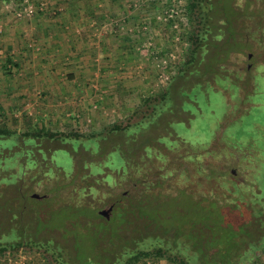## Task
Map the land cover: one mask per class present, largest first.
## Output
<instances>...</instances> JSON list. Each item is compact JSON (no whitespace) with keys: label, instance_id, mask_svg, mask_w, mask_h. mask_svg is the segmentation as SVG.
I'll return each mask as SVG.
<instances>
[{"label":"rangeland","instance_id":"obj_1","mask_svg":"<svg viewBox=\"0 0 264 264\" xmlns=\"http://www.w3.org/2000/svg\"><path fill=\"white\" fill-rule=\"evenodd\" d=\"M231 3L238 11L236 27L241 26L235 46L240 50L232 47L214 71L197 81L201 86L194 85V79L187 83L189 92H179L173 111L133 140L111 129L151 113L157 102L147 104V99L159 98L173 83L189 50L180 30L186 22V0L0 2V127L18 132L42 126L61 132L74 129L83 142L92 135L102 141L100 149L98 140L90 141L91 149L80 147L75 159L81 167L67 149L52 154L54 163L38 155L36 164L27 168L43 179L35 193L77 197L82 191L78 198L97 213L113 203L118 190L141 199L154 195L160 205L152 208L154 215L136 220L143 237L146 224L153 221L171 230L193 219L201 222L205 209H194L189 198L203 203L212 196L223 199L233 182H243L241 188L255 196L252 201L259 199L264 206V0ZM174 4L177 17H169ZM9 56L19 67L6 75L2 67ZM121 151L137 162V170L108 169L112 161L123 164ZM92 157L95 165L101 163L97 173L93 164L85 165ZM10 168V160L0 161V186L11 178H2ZM13 174L11 181L19 170ZM91 186L96 191L88 195ZM35 207L46 212L45 235L61 236L69 246L67 254L77 257L75 264H93L88 257L113 261L128 250L129 236L122 242L118 231L109 232L98 220L87 222L85 209L83 217L74 218L65 215L62 201ZM52 207L59 208L53 216L47 214ZM128 225L120 230L127 235ZM0 264L55 263L44 253L26 249L7 253ZM135 264L172 263L160 259ZM249 264H264V251Z\"/></svg>","mask_w":264,"mask_h":264},{"label":"trees","instance_id":"obj_2","mask_svg":"<svg viewBox=\"0 0 264 264\" xmlns=\"http://www.w3.org/2000/svg\"><path fill=\"white\" fill-rule=\"evenodd\" d=\"M11 1L0 0L4 4H9ZM228 1V5H223L222 0H186L183 9L186 22L182 23L183 29L180 30H182V39L189 43V50L184 63L178 68L173 83L159 98L147 99V104L157 102L151 113L144 114L133 124H116L112 127V132H119L122 135L124 133L135 140L134 136L155 125L163 114L173 111L176 99H180L179 92L181 96H186L189 92L185 89L187 83H193L191 80L194 79L193 84L201 86L197 81L214 71L223 57L230 54L232 47L237 51L240 50L235 47L239 46L237 41L241 32H237L241 26L236 27L238 11L231 0ZM171 21L175 22L174 19ZM173 22L171 26L174 25ZM261 27L264 36V22ZM221 42L223 43L220 46ZM15 67L18 68L19 65L14 62L12 56H9L2 69L6 75H9ZM209 87L212 89L211 86ZM92 140L99 141L100 149L102 141L96 135L90 136L87 142H83L82 135L74 129L61 132L42 126L29 127L23 132H18L7 126L0 127V161L10 160L11 163L10 172H2V178L7 177L5 175L12 178L13 173L19 170L14 180L11 181L10 178L0 186V258L7 253L28 249L46 254L55 264L77 263V257L73 259L67 254L69 246L62 242L61 236L57 238L58 236L45 235L48 232L46 231L48 228L43 226L46 212H39L35 204L50 201L55 203L62 201L67 217L81 218L85 214L83 210H87V217L83 218L84 220L89 223L98 220L109 232L118 231L122 242H125L127 236L130 237L128 250L126 249L122 255L116 254L114 259H111L113 261L105 262V259L97 260L87 256L93 264H135L142 260L160 259H166L172 264H249L259 252L264 251V206L259 199L252 201L255 196L252 192L241 188L243 182H233L230 188H226L227 193L223 199L212 196L203 203L201 200L189 198L194 209H205L198 211V213L202 211L201 222L193 219L171 230L168 225L161 227L153 221L146 224L145 237L142 236L143 228L141 225H136V220L154 215L153 210L160 206L157 205L154 195L141 199L135 197L133 192L129 191L128 194L121 195L118 190L116 192L118 196L113 199L114 210L110 220L101 217L91 203L81 202L78 197L84 195L82 191L77 193V197L71 194L61 197L59 193L53 197L42 195V199L33 197L41 187L43 179H39L36 173L29 174L27 168L36 164L38 155L43 156L44 162L49 160L48 163H54L52 154L57 150L67 149L72 151L75 166L81 167V162L76 161L75 154H78L81 146L91 149ZM106 140L108 141V138L103 141ZM74 145H78L77 151L74 150ZM107 154L105 153V156ZM120 154L123 164L110 162L107 164L110 171L115 168L116 172L120 170L118 173H126L130 171L129 168L138 169L137 162L133 164L126 156V152L121 151ZM89 161L85 165L93 164L97 173L101 163L95 165L94 157ZM108 179L113 181V175ZM90 189L91 193L88 192V195L96 191L93 186ZM57 212L59 208L52 207V211H47V214L53 216ZM1 215L5 216V220ZM27 215L30 217L28 218ZM127 222L130 227L129 235L120 231L122 224ZM76 244L77 241L73 246Z\"/></svg>","mask_w":264,"mask_h":264},{"label":"water","instance_id":"obj_3","mask_svg":"<svg viewBox=\"0 0 264 264\" xmlns=\"http://www.w3.org/2000/svg\"><path fill=\"white\" fill-rule=\"evenodd\" d=\"M33 197H34V198H37V199H42V198H43V197H41V196H39V195H37V194H34ZM112 210H113V207H110L109 210L106 208V209H104V210H101V211L99 212V215H100V216H103V217H105V218H109L108 211H111V212H112Z\"/></svg>","mask_w":264,"mask_h":264},{"label":"built area","instance_id":"obj_4","mask_svg":"<svg viewBox=\"0 0 264 264\" xmlns=\"http://www.w3.org/2000/svg\"><path fill=\"white\" fill-rule=\"evenodd\" d=\"M176 7L177 5L174 4L173 8L169 12V17L175 16V14H177V11L175 10ZM174 27L179 29V26L177 24H175Z\"/></svg>","mask_w":264,"mask_h":264},{"label":"flooded vegetation","instance_id":"obj_5","mask_svg":"<svg viewBox=\"0 0 264 264\" xmlns=\"http://www.w3.org/2000/svg\"><path fill=\"white\" fill-rule=\"evenodd\" d=\"M249 67H250V66H249ZM249 67H248V68H249ZM110 207H113V210H114V203H112L110 206L105 207L104 209L107 208V209L109 210ZM104 209H103V210H104ZM113 210H112V212H111V211H108L109 218H105V217H103V216H101V217L105 218L106 220H110L111 217H112V214H113ZM99 212H100V211H99ZM99 212H98V213H99Z\"/></svg>","mask_w":264,"mask_h":264}]
</instances>
